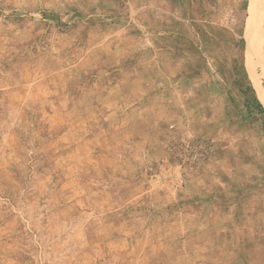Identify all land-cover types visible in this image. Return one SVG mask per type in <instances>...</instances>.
I'll return each mask as SVG.
<instances>
[{
    "label": "rangeland",
    "instance_id": "374dc122",
    "mask_svg": "<svg viewBox=\"0 0 264 264\" xmlns=\"http://www.w3.org/2000/svg\"><path fill=\"white\" fill-rule=\"evenodd\" d=\"M251 4L0 0V264H264Z\"/></svg>",
    "mask_w": 264,
    "mask_h": 264
},
{
    "label": "bare ground",
    "instance_id": "6f19581e",
    "mask_svg": "<svg viewBox=\"0 0 264 264\" xmlns=\"http://www.w3.org/2000/svg\"><path fill=\"white\" fill-rule=\"evenodd\" d=\"M264 0H252L247 33L261 54L264 61V32H263ZM255 50V54L258 52ZM254 54V53H253ZM258 54V53H257ZM257 56V55H256ZM259 56V55H258ZM259 59V58H258Z\"/></svg>",
    "mask_w": 264,
    "mask_h": 264
}]
</instances>
